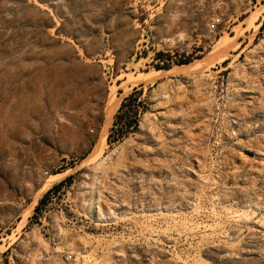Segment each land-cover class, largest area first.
Masks as SVG:
<instances>
[{
    "label": "rangeland",
    "instance_id": "obj_1",
    "mask_svg": "<svg viewBox=\"0 0 264 264\" xmlns=\"http://www.w3.org/2000/svg\"><path fill=\"white\" fill-rule=\"evenodd\" d=\"M263 23L264 0H0V264H264ZM193 63L127 93L96 172L112 94Z\"/></svg>",
    "mask_w": 264,
    "mask_h": 264
},
{
    "label": "bare ground",
    "instance_id": "obj_2",
    "mask_svg": "<svg viewBox=\"0 0 264 264\" xmlns=\"http://www.w3.org/2000/svg\"><path fill=\"white\" fill-rule=\"evenodd\" d=\"M263 16V13L262 12H254V16L252 17V19L250 20V23H249V26H250V28H256V30L257 29H259V27L261 26V22H259L260 20H261V17ZM230 38L229 37H222L220 40H218V43H217V45H219L220 47L222 46L223 48H224V46L226 47V45H228V42H230V40H229ZM235 39V38H234ZM182 40V36H179V37H176V38H171V39H168V40H165V44H170V45H174V44H178V43H180V41ZM231 43V42H230ZM168 47H169V45H167ZM229 46H230V44L228 45V47L227 48H229ZM173 47V46H172ZM219 47V48H220ZM221 47V48H222ZM222 48V49H223ZM217 49V48H216ZM226 49V48H225ZM220 50V49H219ZM226 54V53H225ZM228 58V57H227ZM226 58H223V60H225ZM222 61V60H221ZM218 62H220V61H218ZM223 62V61H222ZM212 64V63H211ZM206 65V64H205ZM178 66V65H177ZM212 66V65H211ZM199 67H201L200 66V64H188V65H181V66H178L174 71L173 70H165V71H163V70H152V72L151 73H147V74H140V75H138V77H134V76H132L131 75V77H129L130 75H126V76H128L129 77V80H125L123 83H128V82H130L129 84H125L124 85V88H125V91H124V93H120V94H118V93H116V92H112L111 94H112V96H111V98H110V100L108 101L109 103H108V108H107V111H106V117H107V120H108V128L107 129H105V132L102 134V133H100L101 135H100V137H99V142H98V154H96V156L92 159V163H94V162H97V164H95L96 166L94 167L95 168V171L96 172H102L104 169H105V167H104V165H103V158L101 159L100 157H101V155H102V153H103V150H104V146H105V144H106V142H107V137H108V129H109V127L111 126V123H112V121L114 120L113 119V117H114V115L116 114V112H117V110L120 108V106H121V104H122V101H123V99L126 97V95H127V93L131 90V89H133V87L136 85V84H138L137 82H139V81H141V83H143L142 81H149V80H151V78H157L158 76H160V74H161V76L163 75V73L164 72H166V73H177V74H187V73H192V72H194V71H196ZM208 67H210V65L208 66ZM213 67H215L214 65H213ZM203 68V67H202ZM201 68V69H202ZM206 68V67H205ZM201 69H200V72H201ZM208 69V68H207ZM210 69V68H209ZM199 71V70H198ZM196 73V72H195ZM194 73V74H195ZM134 75V74H133ZM165 75V74H164ZM180 75V76H181ZM193 75V74H192ZM123 76V75H122ZM122 76H120V77H122ZM160 76V77H161ZM160 79H162V78H160ZM159 79V80H160ZM123 83L120 85V87H122L123 86ZM140 83V82H139ZM155 84V83H154ZM114 88V87H113ZM116 90V89H115ZM114 154V153H113ZM112 154V155H113ZM112 155H109V157H108V159L109 158H111V156ZM88 161H89V159H87ZM86 160V161H87ZM87 161V162H88ZM90 163H91V161H90ZM89 164V163H88ZM82 165H86V163H85V161H83L82 162ZM87 166V165H86ZM80 167H82V166H80ZM79 169V168H78ZM71 171V170H70ZM69 171V172H70ZM69 172H65V173H59V174H55V175H52V176H50L49 178H47V180L45 181V183L43 184V187L35 194V196L32 198V202H31V205H30V207L28 208V217L32 214V212H33V210L35 209V206L37 205V203H38V199L40 198V196H41V194L47 189V188H49V186H51L53 183H55V182H57V181H60V180H62V179H64L65 177H67L68 176V174H69ZM47 191V190H46ZM26 219V218H25ZM24 219V220H25ZM23 220V221H24ZM23 221H22V223H23ZM21 223V225H23Z\"/></svg>",
    "mask_w": 264,
    "mask_h": 264
},
{
    "label": "trees",
    "instance_id": "obj_3",
    "mask_svg": "<svg viewBox=\"0 0 264 264\" xmlns=\"http://www.w3.org/2000/svg\"><path fill=\"white\" fill-rule=\"evenodd\" d=\"M261 29L264 31V23H263ZM158 58H159V57H158ZM185 63H187V62H185ZM158 69H162V68L159 67ZM125 107H126V103H123L122 108H121L120 111H122L123 108H125ZM120 119H122V118L120 117V115H116L114 126H113V128H112V130H111V132H110V134H109V137H108V143H109V144H112L113 142L119 141L120 139L124 138L125 135H126L125 132H123L122 130L119 131V130L117 129V127H118V123H119ZM131 127H132L133 129H135L136 125H134V126H132V125H128V128H131ZM113 140H114V141H113ZM70 180H71V178H69V179H67V180H65V181H62L60 184L56 185L53 189L49 190V191L47 192V194L45 195V197L40 201L39 206L36 208L35 211L38 212L39 209H40V207L46 202L47 198H48L53 192L60 191V190L62 189V187H64L66 184H68V182H69Z\"/></svg>",
    "mask_w": 264,
    "mask_h": 264
}]
</instances>
